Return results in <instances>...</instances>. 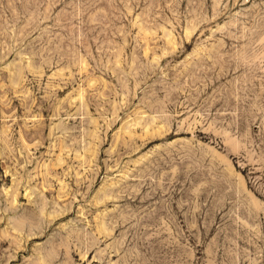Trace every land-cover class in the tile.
Listing matches in <instances>:
<instances>
[{
	"label": "rangeland",
	"instance_id": "1",
	"mask_svg": "<svg viewBox=\"0 0 264 264\" xmlns=\"http://www.w3.org/2000/svg\"><path fill=\"white\" fill-rule=\"evenodd\" d=\"M0 264H264V0H0Z\"/></svg>",
	"mask_w": 264,
	"mask_h": 264
},
{
	"label": "bare ground",
	"instance_id": "2",
	"mask_svg": "<svg viewBox=\"0 0 264 264\" xmlns=\"http://www.w3.org/2000/svg\"><path fill=\"white\" fill-rule=\"evenodd\" d=\"M186 32H188V31H186ZM255 204V203H254ZM102 230L101 229H99V232H101Z\"/></svg>",
	"mask_w": 264,
	"mask_h": 264
}]
</instances>
